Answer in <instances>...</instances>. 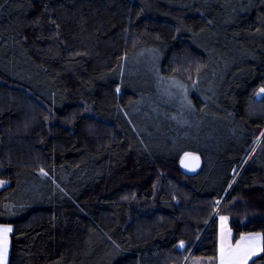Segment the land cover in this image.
<instances>
[{
  "label": "trees",
  "instance_id": "obj_1",
  "mask_svg": "<svg viewBox=\"0 0 264 264\" xmlns=\"http://www.w3.org/2000/svg\"><path fill=\"white\" fill-rule=\"evenodd\" d=\"M261 86V0H0L8 264L215 256L217 220L196 239L227 191L234 237L264 232V150L229 188L264 129ZM187 152L202 160L191 176Z\"/></svg>",
  "mask_w": 264,
  "mask_h": 264
},
{
  "label": "snow or ice",
  "instance_id": "obj_2",
  "mask_svg": "<svg viewBox=\"0 0 264 264\" xmlns=\"http://www.w3.org/2000/svg\"><path fill=\"white\" fill-rule=\"evenodd\" d=\"M264 3V0H261ZM45 7H47L45 5ZM143 11V9H142ZM55 23V22H53ZM56 27H59L58 25ZM259 31V29H257ZM199 71V69H197ZM191 79V76H189ZM168 80L177 89L182 90L184 94H187V87L176 76H169ZM120 91L119 88L116 89ZM258 97H264V86H261L255 93ZM264 136V133L261 134ZM185 157H191L193 160L198 161L199 157L193 156L191 153H185ZM185 167H188L181 161ZM41 174L47 175L43 169L40 170ZM5 182L0 181V184ZM232 185H229L231 188ZM217 206L213 209L216 215H219L220 201L214 202ZM229 217L227 215H219V232L217 237V245L215 249V256L209 257L207 260L201 258H195L191 261V264H264V232H241L238 238L233 237L232 229L228 227ZM13 232L11 224H0V264H8L9 261V245L10 235ZM180 250H187L185 242L181 240L178 245L175 246ZM188 260V257H185Z\"/></svg>",
  "mask_w": 264,
  "mask_h": 264
},
{
  "label": "rangeland",
  "instance_id": "obj_3",
  "mask_svg": "<svg viewBox=\"0 0 264 264\" xmlns=\"http://www.w3.org/2000/svg\"><path fill=\"white\" fill-rule=\"evenodd\" d=\"M256 93V92H255ZM254 96H255V94H254ZM255 101V100H254ZM257 102H259V101H257ZM260 102H261V100H260ZM259 102V103H260ZM262 103L264 104V98L262 99ZM253 108V109H252ZM262 106H259L258 107V105H255V104H251L250 105V110H249V112L250 113H256V112H261L262 111ZM64 124V123H63ZM262 133H264V129H262L261 131H259V132H257L256 133V139H255V142L253 143V146L250 148V150H249V152H248V154H247V156H246V158H245V160H244V162H243V164H242V166H241V168H239L238 169V171H237V173H236V175H235V177H234V179H233V181H232V183H231V185H233L234 183H235V181H236V179H237V177H238V175H239V173H240V170L244 167V165L250 160V158L257 152V151H261V150H264V136H262L261 134ZM166 176V175H165ZM164 175L162 176L161 175V177H159V178H157L156 180H155V187H157V186H159V184H161V182L164 180V177H165ZM0 181H3V182H5V183H3V184H0V189L2 188V187H4L7 183H8V181L7 180H5V179H2V178H0ZM227 193H228V191H227ZM227 193H225V195L223 196V198L222 199H220V204H219V215H227V214H225L226 213V210L228 209V208H231V204H226L225 202H224V200H225V197H226V195H227ZM142 203V202H141ZM154 207V206H153ZM217 206L215 205V207L214 208H216ZM152 208V205H148V204H145L144 202L142 203V213H148L149 211H150V209ZM213 208V209H214ZM219 215H216L214 212H213V210H212V212H210V216H209V219L207 220V222H206V224L204 225V229L201 231V233H200V235H199V237L196 239V243L200 240V238H202V236L204 235V233H205V231L207 230V228L210 226V224L212 223V221L213 220H217V223H218V228H219V224H220V221H219ZM228 217H229V220H228V227H230L231 229H232V227L230 226V215H227ZM244 222V221H243ZM232 233H233V229H232ZM185 257H188V259L189 260H185V258H184V260H183V262H182V264H191V261L193 260V259H195V258H201L202 260H207V258H209V257H214V256H193L192 255V248H191V250L190 251H187V254H186V256Z\"/></svg>",
  "mask_w": 264,
  "mask_h": 264
},
{
  "label": "water",
  "instance_id": "obj_4",
  "mask_svg": "<svg viewBox=\"0 0 264 264\" xmlns=\"http://www.w3.org/2000/svg\"><path fill=\"white\" fill-rule=\"evenodd\" d=\"M258 91V90H257ZM256 91V92H257ZM264 97H258V96H254V99L256 101H260L262 100ZM187 153H191L193 156H197L199 157V160L198 161H195L193 160L191 157H185V155L183 154L181 156V158L179 159L178 161V167H179V170L184 173L185 175H194L196 174L199 169L201 168V165H202V160H201V157L199 154L197 153H193V152H187ZM184 160V163L188 165V167H185L184 164L181 163V161ZM179 244V243H178ZM177 244V245H178ZM178 249V248H177ZM179 251H183V250H180L178 249Z\"/></svg>",
  "mask_w": 264,
  "mask_h": 264
},
{
  "label": "crops",
  "instance_id": "obj_5",
  "mask_svg": "<svg viewBox=\"0 0 264 264\" xmlns=\"http://www.w3.org/2000/svg\"><path fill=\"white\" fill-rule=\"evenodd\" d=\"M8 184V183H7ZM12 228H13V226H12ZM218 232H219V228H218ZM233 237H234V234H233ZM235 238V237H234ZM236 238H238V237H236ZM10 246H11V235H10V245H9V253H10Z\"/></svg>",
  "mask_w": 264,
  "mask_h": 264
},
{
  "label": "bare ground",
  "instance_id": "obj_6",
  "mask_svg": "<svg viewBox=\"0 0 264 264\" xmlns=\"http://www.w3.org/2000/svg\"><path fill=\"white\" fill-rule=\"evenodd\" d=\"M189 260V259H188Z\"/></svg>",
  "mask_w": 264,
  "mask_h": 264
}]
</instances>
